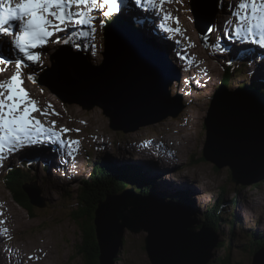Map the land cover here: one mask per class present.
<instances>
[{"label":"water","instance_id":"water-1","mask_svg":"<svg viewBox=\"0 0 264 264\" xmlns=\"http://www.w3.org/2000/svg\"><path fill=\"white\" fill-rule=\"evenodd\" d=\"M192 6L196 26L204 35L218 13L219 0H192ZM126 35L135 41L143 38L127 21L113 20L100 30L104 55L101 66L89 64L80 51L60 46L51 55V67L46 69L40 83L51 88L69 86L92 93L95 96L92 105L103 108L115 129L134 130L169 115L176 116L182 109L180 100L167 92V86L174 79L165 75V82L161 81L160 71L165 70V62L173 71L164 51L163 55L146 52L150 62L147 69L152 71L153 77L141 75L133 86L130 79L114 73L117 66L122 69V65H118L115 41ZM127 125L131 127L125 129ZM204 125L207 131L203 147L205 159L217 168L227 167L236 185L255 184L264 178V93L261 90L244 87L236 93L217 92L210 102ZM95 161L96 165L87 169L93 175L89 174L85 183H102L105 198L95 208L91 206L89 225L92 230L85 234L96 243L97 264L114 262L126 231L147 234L143 247L150 264H206L209 261L219 238L210 226L203 224L198 230L191 225V219H195V213L191 214L195 208L193 203L163 194L160 176H152L145 162L119 164L100 157ZM98 174L101 179H96ZM148 177L150 182H146ZM151 184L160 189H152ZM123 185L127 189L121 192ZM24 192L27 203L38 204V199L31 196L29 185L24 186ZM80 237L82 242V230ZM259 258L264 255L253 254L251 264H259Z\"/></svg>","mask_w":264,"mask_h":264},{"label":"rangeland","instance_id":"rangeland-1","mask_svg":"<svg viewBox=\"0 0 264 264\" xmlns=\"http://www.w3.org/2000/svg\"><path fill=\"white\" fill-rule=\"evenodd\" d=\"M173 1L174 2H167V0H165V3L169 4L173 10H176L178 11V13L181 14L175 19V21L171 22V19L165 18V15L168 13V10L165 9H164L165 15L160 14L163 13L161 11H156V15L163 21L167 20V23L163 22V25L164 26L169 25L168 29L178 28L180 32L182 31V34L175 31H171V32L167 31L166 33L162 29V27H158L155 23L154 25H151L150 28H148L149 32L147 33V35H152L155 38L156 37L161 38L167 43L165 45H170L171 48H174L175 53L180 55L183 54L185 56L184 60L181 61L177 57H172V54L170 52V56L172 60L177 64H179L180 62L184 63L181 66L186 68L185 71H183L180 68L181 74L179 73L177 74L176 72L175 74L172 71L171 74H169V76H172V78L175 79L174 83L178 84V86L181 88L180 89L175 84L174 85L172 84V89L170 90V93L173 96H179V97L182 96L181 101H183V103H186L188 99L187 96L189 94L191 95L190 98L192 100L189 103V105L186 106L182 110V112H178L176 116L169 115L152 124L140 125L139 127H136V129L134 130H128L127 132H124L123 130L120 129L115 130L112 127H110L109 118L103 114L101 108L92 105L93 104L91 98L92 94L82 92L84 93V97H86L87 103L85 107L88 106L87 108H84L82 107L81 104H79V102L81 103L80 101L82 99L81 97H78L77 99H73L70 97L71 98L70 100L69 99L63 100L58 95H56L54 91H51L48 87L44 85L40 86L41 88L44 89V90L41 89L40 90L41 92L39 91L38 86L37 87L35 86L33 88L35 92L40 96V98L42 97L44 98V101H46L45 103L51 102L50 104L55 108V109H51L50 106L48 110H45L43 105L42 110L44 113H46V116L53 117V119L57 122L56 130L60 131L63 128L71 129L70 133H63L62 135L66 136L67 139L69 135H72L71 139L79 142L78 144H76L75 147L76 152L80 153L82 152V150L83 152L85 151V149L87 148V144L85 143L86 139H96L97 141H101V146L104 147H109L107 145L108 144L110 145L111 143L112 144L119 143L117 140L119 141L130 140V142L125 143V146L122 149H127L133 146V144L137 143L139 140L145 141L146 148L155 149V160H154V164L153 165L151 164V166L154 169L156 168L160 170V173L158 175L160 176L159 186L163 193H170V194L174 193V195L178 194L177 193L178 190H174L172 188V185L176 182L180 183L181 185L186 186L188 188L192 203L194 200L195 203H197L199 206L202 204V206L205 208L206 204L212 203L215 198L216 200L214 203L215 204L218 203V197H217L218 188L220 187V185H222V187L225 188V191H223V194L225 193L224 200H228L231 202L235 201L234 204L237 205L236 210L238 212V216L242 218V220H246L245 222L253 221L252 223H256V221H259V223L263 224V230H264V178L259 180L257 184L256 183L250 184V186L248 185L241 186L239 184L236 185L231 181L230 171L227 167L217 169L214 166V164H212L208 159L204 158L203 147L205 144L206 128L205 125L203 124V120L208 112L206 109L208 100L207 98L204 99L203 96L200 97L196 95L197 93H195L194 90L192 89L194 86H197L198 87L196 88L197 90L209 92L213 84L219 83L217 81L218 79L215 81L213 80V77L216 79L217 75L212 73L210 70V69L218 70L219 64L206 58V56L209 55L208 50L205 47H202L200 43H198L200 49L197 48V40H199V34L194 25L196 16L194 11L192 13L191 10L193 8L192 0L189 1L180 0V2H175V0ZM156 3L159 4L158 7H156V9H158L160 7V0H156ZM226 10L227 8H225L223 12V16L220 18V22L218 17L216 19V21L218 22L217 31L211 32L209 29H207L203 35L205 41L211 45V48L222 52L228 51L231 47V40L228 39V37H218L219 35H222L223 32L227 33L231 37L232 41L236 43V45L238 46V43L235 40V36L232 30L229 29L230 30L229 31L227 29H224V27L222 28L219 26L220 25L219 23H221L223 24V26L228 28L225 22ZM93 14L94 13H91V15ZM152 14L153 12L150 11V15ZM93 16L96 17L95 21H99L103 15L97 14ZM174 16L175 15L172 13L171 17ZM94 26L96 28L95 23ZM72 29L76 31L78 28L75 27L76 30L73 27L69 28V30ZM160 30L163 31L161 32ZM84 31L85 33H82L84 37H82L81 40L88 41L90 46L88 47V45H86L85 43L83 45L81 41L78 42V45L81 48H83V50L86 52L90 62L96 63L95 39L92 38V43H91L89 39V30H85L84 28ZM168 32L171 33L170 36H168ZM75 39H77V37H75ZM185 39L188 40L186 43L183 42V40ZM167 40H169L171 43H168ZM188 43L190 45H187ZM182 44H184V46ZM192 44L193 47H191ZM56 47H58L57 44L48 46L47 51L55 49ZM47 51L46 54L39 53V55L44 54V58L42 55H40V62L42 65H46L40 71V75L41 73H44L46 71L47 64L50 63L52 64V62L49 61V59H52V57H50L47 54ZM197 52L201 54V56L206 55L205 58H198ZM17 54L18 53L15 51L12 52V55L16 59H17L16 57ZM186 57L193 59V61L190 62L187 61ZM45 60H47V64L45 63ZM197 61L199 63L198 68H196L195 66ZM25 63L29 67L30 64H34L35 62L27 61L25 58ZM189 63L191 67L192 66L194 67L192 68L187 67L186 64ZM3 65L4 64H2L0 68L4 69L5 66ZM28 67H24L21 70V79H23V81L25 80L22 85L23 87L32 84L28 81L26 75ZM258 68L261 71L260 64L258 65ZM258 68L254 66L255 71H257ZM16 71L17 69L15 66L9 69L8 71H6L7 74L9 75V76L7 75L9 80H10V76H13L16 73ZM249 73L253 75L254 71L250 70ZM190 76L193 77L191 78ZM204 77H206L209 81L204 80ZM230 80H231V76L229 74H226L223 77V82L226 84H228ZM34 84L36 85V83ZM182 86H185L187 89L190 90L186 91ZM229 87L230 88H228L229 90L228 92L231 93L233 88L230 85ZM24 88L29 89L30 91H32L33 89L32 87H27V88L24 87ZM36 90L39 92H37ZM42 93L45 94V96L47 95V97H44ZM64 101L67 102V104H65ZM69 101H71L72 103H70ZM56 105L59 106L61 105V107L63 108L61 113L57 112L56 108L58 109L59 107H57ZM45 106H47V104H45ZM41 115L44 116L45 114L41 113ZM78 118H81V120L85 122L80 123ZM127 124H131V123L127 122ZM129 127L131 126L127 125L125 129H128ZM77 129L79 131H77ZM78 134H82L83 136L79 137ZM28 149H34V148H28ZM35 149H39V148H35ZM145 151L151 153L148 149ZM38 152L41 154L40 151L31 154L25 153L26 155H24L25 157L23 159H19L18 156L12 158V155H7V160L5 162L16 163L17 161L34 157V155ZM162 152L164 154L163 157H162ZM6 154L7 152H5L4 155ZM76 154L77 153L73 152V155L76 157L77 161L72 160L74 168L76 169L75 170L71 166L72 180L66 182L56 181L54 185V189H52L51 186L52 183L48 184V186L51 187V192L53 194L51 196V199L54 197L53 198L54 200L56 201L58 200L59 198L58 194L59 193L60 195L63 194L62 188L64 185L67 186V189L70 192L76 191L77 186L81 182L80 180L81 178L79 177H81L85 172L83 164L86 160V156H85L84 160L81 162L79 169L77 170V166L79 165L81 159L77 158ZM190 155L193 157L192 162H190V157H189ZM40 159L43 158H39V160ZM162 159L164 161V165L163 164L161 165L160 163ZM3 163L4 160L2 164ZM7 163L5 167L0 166V174H2L6 170V168L10 166L11 163L9 164ZM33 170L38 173V167L34 168ZM75 175L77 176L75 177ZM151 175L158 178L154 170H151ZM33 176L35 175L33 174ZM39 179L42 181L41 176H39ZM150 181L151 178L148 177L146 182H150ZM60 185L61 187H59ZM169 185L171 187L169 191H167L166 189L162 190L163 188ZM152 186H154V184H151V187ZM55 188H57V190ZM125 188L127 189V187ZM237 189L240 190L238 196L240 200L239 199L235 200L233 197L234 196L233 193H236ZM124 190L125 189H123L122 191ZM248 190L250 191V194ZM245 194L248 195L246 196ZM44 197L47 198L48 197L47 194H44ZM183 198L185 199L186 197ZM249 198L252 200V203L248 202L250 201ZM241 200H243L244 202L240 203ZM5 201L8 203L10 207L9 216L12 221L10 224H8V226H6V223H9L6 214L1 217V222L5 225L4 230H7L5 231L7 236L0 237V251L3 250V246H4L1 245V242L10 239L9 244H11V247L12 246L14 247L16 245L19 246V248L22 247L25 250V255L28 257V260L30 261L31 264H81V256L79 255L80 253H78V251L80 252V250L78 249L81 244V237H80L81 232L76 219L72 215L73 208H76L73 202H71L72 203V207H71L69 205L63 204L66 203V201L64 200V202L62 203V207L56 208L53 211L48 212L44 216H40V215L32 216L29 215L28 213L29 209H27V207L20 206V204L10 195V193L1 184L0 210L2 212H4L3 206ZM245 204L250 205L249 210H247V208L245 209L244 207ZM33 205L31 206V204H29L30 207H34ZM227 207L229 208L230 212L228 211L227 208H225L224 214L230 216V214L233 211L232 206L228 205ZM86 208L87 207H85L84 209ZM204 208L196 209L195 207L193 208L192 214L195 213L198 219H200L201 217V219L203 220L205 219L203 214L206 213L204 211ZM90 211H91V207H89V209H87L83 213L85 214V218L83 219L84 225H86V222L88 224L92 220V217L89 214ZM247 211H249L250 215L247 214ZM76 212L77 211H75V213ZM200 213L202 214L201 216ZM221 216L222 214L218 213V215L215 216L216 220ZM234 221H235L234 222L235 225L239 224L238 217ZM202 222L203 221H199L198 224L199 227H196V229L199 230L201 228V226L203 225ZM221 222L222 224H220V226H223L224 229H228L225 226V223H228L229 221L226 218H224V220L220 221V223ZM234 230H235L234 228L231 229L229 228V231L231 232H233ZM256 230L247 232V230L245 229L242 230L241 227L240 232L238 230L235 235H232L233 237H235V239H237L238 247L243 244L242 250L235 249L234 253L236 255L233 258L229 255L230 251L227 245L229 241L225 234V231L223 230L222 235L219 232L220 242L216 247L213 248L212 256L206 264H234V263L246 264V260L249 262L248 264H251L254 254L253 248L255 243L258 241L257 240L251 243L252 233H256V234L261 233L260 231H258L257 228ZM145 234L146 233L144 232L131 233L129 231H126L123 237V241H124L123 247L122 249L119 248L120 250V251L118 250L119 256L117 255V257L113 259L114 262H112V264H150L143 247V240ZM3 235H5V233ZM261 239L263 240L264 238ZM29 257L32 258L30 259ZM14 259H18V260H9V258H7L4 253L3 255L2 253H0V264H23L24 261H27V259L24 258L23 256L21 260L20 254L19 257L17 256V254H15ZM259 264H264V258H259Z\"/></svg>","mask_w":264,"mask_h":264},{"label":"snow or ice","instance_id":"snow-or-ice-1","mask_svg":"<svg viewBox=\"0 0 264 264\" xmlns=\"http://www.w3.org/2000/svg\"><path fill=\"white\" fill-rule=\"evenodd\" d=\"M164 3L165 0H160L161 10ZM73 5L77 8L83 5L87 11H73ZM145 5L152 9L157 7L156 0H19L15 6L13 0H0V63H14L17 69L8 82L0 81V166L7 158L5 152L11 154L31 146L63 143L62 134L71 131L68 128L57 131L55 120L51 122L52 127H46L32 116L36 111L46 115L22 86L21 70L28 67L25 58L27 61H40V55L32 50L43 47L58 32L68 33L71 26L87 25L94 34L96 17L91 15L94 11L101 10L102 15L108 17L119 13L122 8L127 12L133 6L143 8ZM233 7L235 11L232 15L238 25L234 35L241 41L258 35L259 38L253 39V43L264 48V0H234ZM165 18H171L170 14H166ZM13 21L17 23L13 25ZM100 27H104V20H100ZM8 37L13 39L9 42L6 39ZM53 42L68 44L69 40L58 39ZM5 48L8 49L7 55ZM13 51L22 54L21 58L16 59L12 55ZM27 79L35 83L33 75L29 74Z\"/></svg>","mask_w":264,"mask_h":264},{"label":"bare ground","instance_id":"bare-ground-1","mask_svg":"<svg viewBox=\"0 0 264 264\" xmlns=\"http://www.w3.org/2000/svg\"><path fill=\"white\" fill-rule=\"evenodd\" d=\"M14 2H16V0L14 1ZM17 3V2H16ZM166 4V3H165ZM233 2H232V12L227 16V24L229 25V27H230V29L232 30V32L234 33V30L238 27V25H237V23L235 22V20L233 19V16H232V13H233V11H235V9H234V7H233ZM72 7H77V6H72ZM107 7V6H106ZM79 10H81V8L79 7L78 8ZM123 9V8H122ZM164 9L165 10H168V13L167 14H170V16L172 15V10H170V9H167V7L164 5V6H162V10H161V8L158 10V11H161V12H163L164 14H165V11H164ZM135 10V7L133 6V8H132V10L131 11H134ZM74 11V10H73ZM121 11H124V12H126L124 9L123 10H121ZM119 12L117 15H119L120 17H122L123 16V14H126V16H129V17H132V19H134V17H138L136 14H134V13H131L130 11H127L126 13H122V12ZM122 13V14H121ZM151 15H150V12H148V14H147V18L150 20V22H151V25H154L155 24V22H154V20L152 19V17H150ZM173 18L174 17H172V19H171V21L173 20ZM139 20H142V17H140L139 16ZM164 23H167V20H165V21H163ZM217 22V21H216ZM13 25H15L17 22H15V21H13V22H11ZM169 23V22H168ZM218 23V22H217ZM150 25V26H151ZM157 25V24H156ZM150 26L148 27V28H150ZM77 30H76V32H82V33H85V31H84V27H82V25H79V26H77ZM169 28V25L168 26H162V29L167 33V29ZM171 28V27H170ZM171 29H173V28H171ZM14 31H15V29H13ZM73 30V29H72ZM162 30V31H163ZM161 31V30H160ZM161 31V32H162ZM179 33L180 34H182V31L180 32L179 31ZM167 35V34H166ZM171 35V33L170 32H168V36H170ZM185 35V34H184ZM82 37H84L83 36V34H81L80 35V38H79V40L83 43V45H84V43L86 44V45H88V47L90 46V44L88 43V41H82L81 40V38ZM87 37V36H86ZM219 37V36H218ZM226 37H228V35H226ZM237 38V37H236ZM259 38V36L257 35L256 37H254V38H252V39H248V40H243V41H241L240 39H238V46L240 47V48H243V49H247V50H249V51H251V49L252 48H255V47H257L258 48V50H260V47L259 46H257V45H255L254 43H253V39H258ZM89 39H90V42L92 43V37H91V32L89 31ZM144 39H148L149 41H151V42H154L155 41V37H153L152 35H147V33H144V38H140V41L141 40H144ZM175 39V38H174ZM228 39H229V37H228ZM144 43V42H143ZM183 46H184V44H182ZM187 45H190L189 43L187 44ZM191 47H193V44L191 45ZM166 48L168 49V50H170L171 49V47H170V45H166ZM119 49H121V47L119 48ZM127 51H130V57H127L126 56V58H125V60H129L124 66L122 65V69H119L118 68V70L117 71H115L114 73L115 74H118V75H121V77H124V78H128V79H130L129 80V82H130V84L133 86L134 85V83L135 82H138L139 81V79H140V76L141 75H143V77H148V78H151V77H153V73H152V71H150V70H148V69H144L143 67H141V66H138V65H135L134 63H133V57H134V52H133V48L132 47H127ZM188 51V50H187ZM118 52H120V51H118ZM252 52V51H251ZM201 53V52H200ZM40 55H42L43 56V58H44V54H40ZM21 56L22 55H20V56H17V59H19V58H21ZM138 56L139 55H137V58H138ZM197 56H198V58H205V56L203 55V56H201V54H199L198 52H197ZM228 56V57H227ZM226 57L227 58H234L235 56H233L232 54H226ZM186 59H187V61H193V59H190V58H188V57H186ZM49 61L50 62H52L53 61V59H49ZM176 61H177V59H176ZM103 64V63H102ZM101 64V65H102ZM194 64V63H193ZM100 65V66H101ZM187 65V67H189V68H192V67H194V66H190V63L189 64H186ZM195 66H196V68H198L199 67V63H198V61L196 62V64H195ZM120 67V66H119ZM260 67H261V72H264V66L262 65V64H260ZM122 70H125V72H122ZM206 70V69H205ZM251 71H255V69H254V66H252L251 67ZM172 72H174V71H172ZM160 73H162V78H161V81H164L165 82V80H166V78H165V70H162V71H160ZM175 73V72H174ZM42 74V73H41ZM176 74V73H175ZM149 75H150V77H149ZM218 75V74H217ZM139 76V77H138ZM191 78L193 77V76H190ZM25 78V77H24ZM168 78H171V79H174V78H172V76H168ZM216 79H217V77H216ZM214 77H213V80L215 81L216 80ZM261 79H264L263 77H258V80H257V82H261ZM175 80V79H174ZM0 81H4V82H8L9 81V79H8V77H7V75L6 74H1L0 75ZM25 81V80H24ZM28 84V83H27ZM160 85H161V83H160ZM37 87L38 85L36 84H34V83H32L31 84V86H26V88L27 87ZM154 88H156V87H154ZM178 88H180V87H178ZM228 88H230L229 87V84H226V83H224V82H219V83H216V84H213V86H212V88H211V90L210 91H217L218 90V92H228L229 90H228ZM181 89V88H180ZM28 92H29V94H30V97L32 98V99H34L36 102H37V105H38V107L40 108V109H42L43 108V105H45V104H47V105H49V106H51V109H55L50 103H45L46 101H44V98L42 97V98H40V96L35 92V90H34V88L32 89V91H30L29 89H26ZM234 90V89H233ZM233 90H232V92H233ZM41 92V91H40ZM45 93V92H44ZM89 94H92V93H89ZM176 94V93H175ZM42 95L44 96V97H46L45 96V94H43L42 93ZM173 97H178L179 99H182L181 97L182 96H173ZM91 98H95V96H93L92 95V97ZM88 100V99H87ZM209 110V109H208ZM56 113V112H55ZM32 116L33 117H35V119H38V120H40L46 127H52V124H51V121H53L54 119H53V117H48V116H46V115H44V116H42L41 115V112L40 111H36V112H33L32 113ZM71 117V116H70ZM50 125H49V124ZM57 123V122H56ZM66 126V125H65ZM120 130H122V129H120ZM128 130H126V131H124V132H127ZM130 132V131H129ZM133 132V131H132ZM207 132V131H206ZM67 133H70V131L69 132H67ZM130 134V133H129ZM62 137H63V135H62ZM67 138V137H66ZM68 140V139H67ZM68 142H69V140H68ZM80 144H81V142H80ZM73 147V152H75V153H77L76 155H78V156H80L81 155V153L83 152V150H82V152H76V150H75V148H74V146H72ZM28 148H34V149H28ZM28 148H24L23 150L24 151H22V153L21 152H16V153H11V154H6V157H7V155H12V158L13 157H15V156H18V158L19 159H23L25 156L24 155H26L25 153H27V154H31V153H34V152H37V151H40L41 152V155L42 156H44V155H49V153L48 152H46V150L47 149H50L51 148V143H48L47 145H40V146H37V147H35V146H31V147H28ZM35 148H39V149H35ZM143 148V147H142ZM144 150H147V149H145V148H143ZM73 152H72V160H76L77 161V159H76V157L73 155ZM81 157V156H80ZM11 158V159H12ZM78 158V157H77ZM7 160V158L6 159H4V163L2 164V166H6V163L7 162H5ZM29 160L31 161L32 160V157H30L29 158ZM22 161V160H21ZM9 163H11V162H8L7 164H9ZM40 163L41 162H38L37 163V165L39 166L40 165ZM160 163H161V165L163 164L164 165V161H163V159L160 161ZM12 165H16V163H14V162H12L11 163ZM216 167V166H215ZM217 168V167H216ZM217 169H220V168H217ZM14 171H15V169H14ZM21 173V172H20ZM34 175L35 176H33V174H32V176L34 177V179L38 182V184L41 186V193H42V200L44 201V202H48V200H49V202L52 200L51 199V196L53 195L52 194V192H51V187H49L48 186V184H50L51 182L48 180V178L47 177H44L43 176V172H41L40 174H36V173H34ZM39 176H41V179H42V181L39 179ZM11 179V178H10ZM55 182L56 181H53L52 182V184H51V186H52V189H54V185H55ZM261 182V181H260ZM262 183V182H261ZM8 184V183H7ZM151 186V185H150ZM248 186H250V184L248 185ZM152 189H154V190H158V189H160L157 185H154V186H152L151 187ZM170 185L169 186H167V187H165V188H163L162 190H167V191H169L170 190ZM172 188L174 189V190H179L177 193L180 195V196H183V197H186L185 198V201H189V202H191L192 203V200L190 199V195H189V190H188V188L186 187V186H183V185H181L180 183H174L173 185H172ZM223 191V190H222ZM249 191V190H248ZM256 192V191H255ZM163 193V192H162ZM44 194H47V198H45L44 197ZM164 194V193H163ZM168 194V193H167ZM174 194V193H173ZM249 194H250V191H249ZM254 194V193H253ZM246 196L248 195V194H245ZM170 196H172V195H170ZM180 196H175V197H177V198H179ZM163 197H164V195H163ZM172 197H174V196H172ZM104 198H105V196H104ZM256 198V197H255ZM260 198V197H259ZM250 199V198H249ZM216 200V198L214 199V201ZM213 201V202H214ZM72 202V201H71ZM231 204H234L235 203V201L234 202H231V201H229ZM244 201L243 200H241L240 201V203H243ZM248 202H251L252 203V200L250 199V201H248ZM7 205H6V204ZM5 203H4V206H3V211L4 212H2L1 210H0V214H2V215H5L6 214V217H7V220L9 221V223H6V226H8V224H10L11 223V219H10V216H9V210H10V207H9V205H8V203L5 201ZM28 204V203H27ZM33 204H31V206H32ZM193 205V204H192ZM33 206H35V204L33 205ZM24 207H25V205H24ZM244 207H245V209L247 208V210H249V208H250V205H248V204H245L244 205ZM32 208V207H31ZM226 208L228 209V211H229V208L226 206ZM28 209H30V208H28ZM204 211L205 212H207L208 213V215L212 218L213 217V219H214V217H215V215H218V213H222V212H219L218 210H216L215 208H214V206H213V203H209V204H206V206H205V208H204ZM227 211V212H228ZM230 212V211H229ZM192 214V213H191ZM229 214V213H228ZM247 214L248 215H250L249 214V211H247ZM202 214L200 213V216H201ZM213 215V216H212ZM226 215V214H225ZM254 215H256V214H254ZM203 216L204 217H206V215L205 214H203ZM228 218H227V220L230 222V218H229V215H226ZM260 216V215H259ZM263 216V215H262ZM204 220H206V219H201V217H200V221H204ZM217 220H219V224H222V222L220 223V221L221 220H224V217H223V215L221 216V217H219ZM199 221V220H198ZM198 221L197 220H195V219H191V225L194 227V228H196V227H199L198 226ZM246 220H242V218H240L239 216H238V222H239V224L242 226V230H247V231H249V232H251V231H255L256 230V228L258 229V230H260V231H262L263 233H264V230H263V224H261V223H259V221H256V223H252L251 221H248V222H245ZM228 222V229H223L224 231H225V234H226V236H227V238H228V248H229V251H230V256L233 258L236 254L234 253L235 252V249H239V250H242L243 249V244L241 245V246H239L238 247V241H237V239H235V237H233L232 235H235L236 234V232L239 230V228L238 227H235L232 223H229ZM235 222V221H234ZM5 225L4 224H2V225H0V229L2 228V227H4ZM211 226V225H210ZM223 227V226H222ZM211 228H213L214 229V227L213 226H211ZM224 228V227H223ZM229 228L231 229V228H234L235 230L233 231V232H231V231H229ZM214 230H216V229H214ZM1 232V231H0ZM220 234L222 235L223 234V232H220ZM220 235V236H221ZM219 236V233L217 234V236L216 237H218ZM260 239V238H259ZM255 241H257V240H255ZM263 242H264V239H263ZM257 245V246H256ZM254 255L256 254V253H258V254H260V255H264V244L263 243H259L258 241L255 243V245H254ZM20 250H22V252H24V249L23 248H21L20 247ZM2 251H7V252H9L10 253V247H8V246H6V245H4L3 246V250ZM16 251V250H15ZM250 253V252H249ZM15 252H11V256L14 258L15 257ZM20 254V253H19ZM5 256L7 257V255L5 254ZM84 256V255H83ZM218 256H219V254H218ZM86 257V256H85ZM8 258V257H7ZM20 259L22 260V255L20 254ZM84 259V258H83ZM230 259V258H229ZM214 260V259H213ZM231 260V259H230ZM229 260V261H230ZM250 261V260H249ZM24 263H28V260L27 261H24ZM249 262L246 260V264H248ZM235 264V263H234Z\"/></svg>","mask_w":264,"mask_h":264},{"label":"trees","instance_id":"trees-1","mask_svg":"<svg viewBox=\"0 0 264 264\" xmlns=\"http://www.w3.org/2000/svg\"><path fill=\"white\" fill-rule=\"evenodd\" d=\"M14 169H15V171H14ZM14 169H12V171L10 172L11 176L9 178L4 179V181L6 184L8 183L7 184L8 187L13 190L14 197L17 199V201H19L23 206L25 205V207H27V209L31 208L29 206V203L27 204L26 197L24 196L23 192L21 191V182L26 180V179H24L23 170L20 168H14ZM26 175L28 176L29 172H27ZM96 179H101L99 174L96 176ZM123 189H125L124 185H123ZM220 190H221V196H223L224 189L221 188ZM77 193H76L77 199L75 200V203H74V201H72L74 203V206L76 207V208H73L72 215L76 219V221L79 225L80 232L82 230L83 236H84V238H83L84 240L81 242V244L79 246L80 252L78 251L80 253L79 255L81 256V264H97L98 249H97L95 241L92 238H88L87 235L85 234L86 231L89 232L92 229H91V226L88 225L89 223L87 224V222H86V225H88V226L84 225L83 213H84L85 207H88V209H89V207L95 205L94 206V208H95L97 203H99V201L104 199L105 189L103 187V184L100 182H92V183L86 182V183H83L81 185V187L79 188V191ZM71 205H72V203H71ZM75 211H77L78 213L77 212L75 213ZM89 214H90V216H92V211L89 212ZM89 214H87V215H89ZM205 215H206L205 219L209 225L213 226L214 229H216V230L220 229V228L215 226V224H217V223H215V224L213 223L215 218L213 219V217H212V220H211L210 219L211 217L208 215L207 212L205 213ZM222 229H224V228L222 227ZM220 232H223V230ZM257 237H259L260 239L264 238V236L261 234H258ZM261 243H264V242H261Z\"/></svg>","mask_w":264,"mask_h":264}]
</instances>
